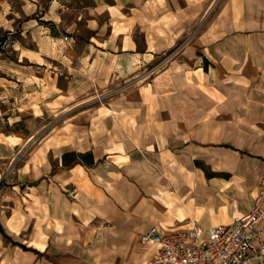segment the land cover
I'll return each mask as SVG.
<instances>
[{
    "label": "crops",
    "instance_id": "0c3cea01",
    "mask_svg": "<svg viewBox=\"0 0 264 264\" xmlns=\"http://www.w3.org/2000/svg\"><path fill=\"white\" fill-rule=\"evenodd\" d=\"M0 31L13 39L0 47V121H63L0 130L4 154L39 136L0 209L26 246L2 243L0 264H144L152 225L206 228L250 209L264 173V0H0ZM164 51L111 108L74 112L81 90Z\"/></svg>",
    "mask_w": 264,
    "mask_h": 264
},
{
    "label": "built area",
    "instance_id": "2783aa9c",
    "mask_svg": "<svg viewBox=\"0 0 264 264\" xmlns=\"http://www.w3.org/2000/svg\"><path fill=\"white\" fill-rule=\"evenodd\" d=\"M63 39L69 42L71 37ZM12 44L10 36L0 40L3 49ZM64 188L74 191L69 185ZM139 240L151 246L144 264H264V173L250 209L232 221L171 231L152 225L139 234Z\"/></svg>",
    "mask_w": 264,
    "mask_h": 264
},
{
    "label": "rangeland",
    "instance_id": "374dc122",
    "mask_svg": "<svg viewBox=\"0 0 264 264\" xmlns=\"http://www.w3.org/2000/svg\"><path fill=\"white\" fill-rule=\"evenodd\" d=\"M103 18L104 15H101L100 19ZM134 34L138 42L142 40L143 33L139 28H136L134 30ZM6 35V31H0V40H2V38ZM78 35L79 48H85L86 41L88 40L89 31H87V28H85L84 22L82 21L79 24ZM73 42L74 41L72 39L69 41V43L71 44ZM169 56L170 52L164 51L163 53H160L158 57H156L154 62L144 64L140 69L131 74L121 75L119 76V78L118 76L110 75L108 77L110 78L109 82L106 85L98 82L91 88L81 90L80 94L76 96V100L73 101V103L75 104L78 103L76 104V106H73L74 112L82 114L87 113L89 111L94 112L97 109H100L101 112H103L104 110H108V108H111L110 104L113 103V101H115L117 98L128 93L133 87L137 86L139 83L148 81L151 78L152 74H154L158 69H161L166 64ZM67 73L68 72H63V75L60 78L61 84H66L68 76ZM101 77L104 79V81L107 78L103 77V75H101ZM112 79L115 80L112 81ZM54 117L55 116H47L45 120L39 119L35 121L29 119L24 122H19L13 127H8V124L0 121V130L9 131L11 130V128H22L24 130H27L29 128L34 129L40 128L42 126V131L44 132L45 130H49L55 125H60L63 122L59 120L57 121ZM81 124L86 125L88 123L86 120H84L81 122ZM38 141L39 136L34 138L31 137L26 141L22 142L21 144H18L14 148V151L10 154H4V152L0 151V209H5V211L7 212L8 205H5V203H3V194H5L6 191L11 188L14 178L18 177L17 174L19 170L17 169V166H19L23 162L27 150H29ZM72 160H76V157L74 156ZM67 192L71 193L70 191ZM199 224L202 226H207L210 224V221L202 220L199 222ZM0 238V246L2 243L14 244V242H17L22 246H26V244L14 240L10 236H6L1 227Z\"/></svg>",
    "mask_w": 264,
    "mask_h": 264
},
{
    "label": "trees",
    "instance_id": "16d2710c",
    "mask_svg": "<svg viewBox=\"0 0 264 264\" xmlns=\"http://www.w3.org/2000/svg\"><path fill=\"white\" fill-rule=\"evenodd\" d=\"M81 157V155H79Z\"/></svg>",
    "mask_w": 264,
    "mask_h": 264
}]
</instances>
